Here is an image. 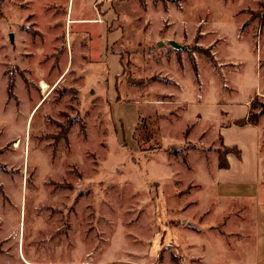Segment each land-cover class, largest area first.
I'll return each mask as SVG.
<instances>
[{
  "label": "rangeland",
  "instance_id": "obj_1",
  "mask_svg": "<svg viewBox=\"0 0 264 264\" xmlns=\"http://www.w3.org/2000/svg\"><path fill=\"white\" fill-rule=\"evenodd\" d=\"M96 7L109 15V29L123 26L125 37L132 41L124 48L117 47L122 72L118 77L121 93L117 94L125 102L152 99L150 86L157 83L162 88L169 84L167 77L156 70V63L168 58L173 47L159 49L154 42L136 44L137 33L128 31V27L133 30L135 26L157 29L155 15L149 18L142 12H186L187 23L200 18L204 25L213 19L211 27L222 26L225 30L234 22L232 15L244 17L256 27L257 39L264 37V0H98ZM196 49L192 43L186 53L191 55ZM147 53L152 57L147 58ZM1 72L20 76L14 66H6ZM101 83L102 95L95 97L99 92L96 82L97 92L87 93L84 103L66 85L55 90L49 97L51 110L40 138L37 132L47 105L33 121L24 167L26 141L17 115L12 111L11 118H7L5 113L4 120H0V144L13 138L0 150V165L6 162L0 167L4 177L0 181V264H210L213 242L220 255L213 256L212 263L226 264L227 244L231 246L233 242L224 239L222 224L185 225L184 214L188 211L174 204L166 206L167 197L173 193H168L160 159L165 155L178 159L172 155L178 151L168 146L174 143L179 128L162 125L161 131L156 123L162 115L149 110L139 114L134 129L125 130L118 119L134 117V111L125 104L111 107L110 102H115L113 80ZM19 94L21 99H27L23 91ZM11 105L18 108L15 99ZM24 106L21 104L22 109ZM261 106L253 105L254 121ZM183 148L182 151L195 149V145ZM204 150L225 156L221 148ZM172 162L170 165H175ZM21 167L26 178L22 189ZM180 181L177 176L171 178L170 187L175 184L176 192ZM184 187L188 192L189 186ZM170 232L187 233L191 241L185 239V246L177 247L175 240L167 238Z\"/></svg>",
  "mask_w": 264,
  "mask_h": 264
},
{
  "label": "crops",
  "instance_id": "obj_2",
  "mask_svg": "<svg viewBox=\"0 0 264 264\" xmlns=\"http://www.w3.org/2000/svg\"><path fill=\"white\" fill-rule=\"evenodd\" d=\"M21 1L6 0L0 17V69L14 66L20 72L18 77L0 74V120H4L5 113L11 118L13 111L24 129L22 166L33 121L47 105L37 132L40 138L51 110L49 97L58 87L66 85L84 103L87 93L98 90L95 97L102 95L101 82L112 79L115 102H110V106L125 104L134 111V117L118 119L125 130L134 129L139 114L149 110L162 115L156 128H179L174 143L168 146L169 150L178 151L177 155L172 154L178 159L166 155L160 159L166 171L168 193H173L166 196V206L174 204L188 211L184 214L185 225L222 224L224 239L233 242L231 246L227 244L226 264H264V113L252 124L247 121L253 113L252 103L264 106V37L257 39L254 24L232 15L234 22L225 30L222 26L211 27L213 19L204 25L200 18L193 24L187 23L186 12H142L149 18L155 15L159 23L157 29L128 27V31L137 33L136 44L154 42L164 49L172 48L170 42H174L180 49L173 48L168 58L156 63L158 73L169 80L168 86L161 88L154 83L149 87L152 99L125 102L117 94L121 93L118 77L122 73L117 47L124 48L132 41L125 37L123 26L109 29V15L97 9L98 0ZM192 43L197 49L189 55L186 47ZM146 56L151 58L152 54ZM96 82L99 87L95 90ZM42 84L47 86L45 94ZM19 91L27 99H21ZM14 99L17 109L11 105ZM82 112L80 109L79 113ZM11 139L1 143L0 150ZM186 144L195 145V149L182 151ZM208 147L228 150L227 168L219 167L218 154L205 151ZM171 161L175 165L171 166ZM23 174L22 171L21 189L26 179ZM175 176L182 180L178 192L175 184L170 187ZM2 178L0 175V181ZM184 185L189 186L188 192ZM19 230L20 226L18 239ZM180 234L170 232L167 238L175 240L177 247L185 246V239L191 241L187 233ZM20 244L22 247L21 232ZM196 244L199 248V242ZM211 248L210 264H214L213 256L220 253L216 254L214 242Z\"/></svg>",
  "mask_w": 264,
  "mask_h": 264
},
{
  "label": "trees",
  "instance_id": "obj_3",
  "mask_svg": "<svg viewBox=\"0 0 264 264\" xmlns=\"http://www.w3.org/2000/svg\"><path fill=\"white\" fill-rule=\"evenodd\" d=\"M5 2H6V0H0V17L3 15L2 11H3V6H4ZM252 106H253V103H252ZM263 112H264V106H261V111L259 114L261 115ZM252 117H253V114H250V116L247 119V121L251 124L255 122L254 119H252ZM239 123L243 124L244 122H239ZM227 152H228V150H225L224 154H226ZM218 160H219L218 163H219L220 168H227L228 167L226 160H225V156L222 157L221 155H219Z\"/></svg>",
  "mask_w": 264,
  "mask_h": 264
},
{
  "label": "bare ground",
  "instance_id": "obj_4",
  "mask_svg": "<svg viewBox=\"0 0 264 264\" xmlns=\"http://www.w3.org/2000/svg\"><path fill=\"white\" fill-rule=\"evenodd\" d=\"M41 88H43L44 89V92H42V94H45V90L47 89V86L46 85H44V84H42V87ZM27 264H30V263H28V262H26Z\"/></svg>",
  "mask_w": 264,
  "mask_h": 264
},
{
  "label": "water",
  "instance_id": "obj_5",
  "mask_svg": "<svg viewBox=\"0 0 264 264\" xmlns=\"http://www.w3.org/2000/svg\"><path fill=\"white\" fill-rule=\"evenodd\" d=\"M170 45H171L173 48H177V49L180 48V46L174 44L173 42H170Z\"/></svg>",
  "mask_w": 264,
  "mask_h": 264
}]
</instances>
